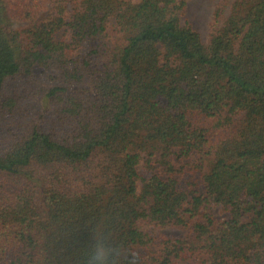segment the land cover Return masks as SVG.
Returning <instances> with one entry per match:
<instances>
[{"label":"trees","instance_id":"obj_1","mask_svg":"<svg viewBox=\"0 0 264 264\" xmlns=\"http://www.w3.org/2000/svg\"><path fill=\"white\" fill-rule=\"evenodd\" d=\"M185 8L0 0V264H264V0Z\"/></svg>","mask_w":264,"mask_h":264},{"label":"rangeland","instance_id":"obj_2","mask_svg":"<svg viewBox=\"0 0 264 264\" xmlns=\"http://www.w3.org/2000/svg\"><path fill=\"white\" fill-rule=\"evenodd\" d=\"M185 2L186 8L182 15V22L197 32L204 45H208L211 35L219 29L229 15L235 0H177ZM216 13L218 17L216 19ZM217 219H226L227 214L220 208L213 209ZM154 235L169 236L172 238L184 237L186 233L177 230H156L148 228Z\"/></svg>","mask_w":264,"mask_h":264},{"label":"clouds","instance_id":"obj_3","mask_svg":"<svg viewBox=\"0 0 264 264\" xmlns=\"http://www.w3.org/2000/svg\"><path fill=\"white\" fill-rule=\"evenodd\" d=\"M97 237H99V233H97ZM101 246L104 249L103 252L99 251ZM110 251H112V249L105 248L98 239L97 244L95 245V251L88 257V259L86 260V264H106L107 256Z\"/></svg>","mask_w":264,"mask_h":264}]
</instances>
